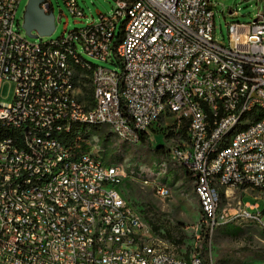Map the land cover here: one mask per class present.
I'll list each match as a JSON object with an SVG mask.
<instances>
[{
    "label": "built area",
    "instance_id": "2783aa9c",
    "mask_svg": "<svg viewBox=\"0 0 264 264\" xmlns=\"http://www.w3.org/2000/svg\"><path fill=\"white\" fill-rule=\"evenodd\" d=\"M115 1L98 23L58 38L65 51L55 52L50 41L29 44L16 21L20 0H0V124L20 132V139L0 140V258L17 264H185L184 255L166 254L168 244L144 217L135 222L134 204L125 202L121 187L110 185V178H127L117 167L78 157L82 166L73 163L72 171L34 183L36 174L74 148L59 138L45 141L48 129L60 130L61 120L78 128L79 119L107 121L109 129L139 144L168 115L160 104V95H168L177 124L186 126V137L171 142L169 156L196 182L207 231L230 220V209L215 203L207 186L212 169H220L216 177L227 183L228 195L235 188L264 190V122L233 144H219L225 124L238 120L241 109L264 107V13L251 22H230L224 44L214 34L212 0ZM64 2L74 16H85L78 0ZM41 7L49 14L52 4L43 0ZM67 48L121 67L94 63L96 102L80 98L81 72ZM36 70H44L45 80H36ZM6 84L15 85L12 102L1 100ZM225 108H233V115L224 116ZM28 123H42L43 131L29 132ZM215 146H223L222 157H210ZM43 190L57 193L61 213L44 208L38 199ZM16 191L37 193V209H24V201L11 207ZM237 212L264 226L259 200L239 202ZM97 213L109 215L110 225L100 226ZM51 215L61 216V228L53 227ZM109 232L129 235L136 251L109 246ZM139 234L150 235L149 245H140ZM152 243H160V250H152ZM194 256L197 264H210L201 252Z\"/></svg>",
    "mask_w": 264,
    "mask_h": 264
},
{
    "label": "rangeland",
    "instance_id": "374dc122",
    "mask_svg": "<svg viewBox=\"0 0 264 264\" xmlns=\"http://www.w3.org/2000/svg\"><path fill=\"white\" fill-rule=\"evenodd\" d=\"M29 0H20L16 21L20 29L33 42L56 41L69 31L82 28L100 21L101 14H110L115 7V0H78L85 16H74L64 0H48L52 4L50 13L55 17V29L51 35H40L32 31L31 37L24 28V18L29 16L26 6ZM215 4V37L217 41L229 43V23L232 21L251 22L258 13H264V0H212ZM26 14V15H25ZM37 20L33 18L32 22ZM16 22V28L18 24ZM85 56V55H84ZM90 61L121 71V67L111 62L103 63L85 56ZM80 98L85 102L93 99L91 84L87 78L80 84ZM15 85L6 84L1 100L12 102ZM185 124H177L176 117L168 113L150 135L151 146L130 143L116 137L107 126L90 127L79 134L84 143L80 148L89 149L102 160L110 164H119L126 172V179L121 186L122 193L134 204L142 221L160 227L157 236L169 242L179 254L201 252L205 234L209 228L201 211L199 197L193 181L179 164L158 156L153 151L156 146H163L167 151L173 140L179 142L186 137L182 131ZM186 129V126H185ZM86 133V134H85ZM165 185L171 196L162 199L155 194V185ZM234 192L224 193L222 207L229 208V221L219 224L212 232L209 230V251L205 258L210 264H264V227L256 218H240L237 212L239 202L259 200L260 211H264V191L252 188H235ZM264 221V216H263ZM170 233L172 239L163 236Z\"/></svg>",
    "mask_w": 264,
    "mask_h": 264
},
{
    "label": "bare ground",
    "instance_id": "6f19581e",
    "mask_svg": "<svg viewBox=\"0 0 264 264\" xmlns=\"http://www.w3.org/2000/svg\"><path fill=\"white\" fill-rule=\"evenodd\" d=\"M29 44H36L33 40H29ZM50 51L63 52L65 51V44L62 41L54 40L50 41ZM68 60L71 61L72 65H76L78 71L81 72V81L82 79L87 78L91 84L93 99L90 102H96V97L99 92V84H94V62L87 59L85 56L91 58L88 55L84 56L83 52H79L76 48H67ZM92 59V58H91ZM36 80H45L44 70H36ZM160 104L163 106L164 114L171 113L173 114V106H171V99L168 95H160ZM233 108H225L224 116H232ZM252 120V121H247ZM264 122V107L259 108L258 110H251V108H243L240 110V115L238 120H232L231 124H225L223 130V136H219V144H233V140H239L245 133H251L254 130V123H263ZM82 125L87 128L90 127H101L107 126V121H100L95 119H79V127L77 130V138H80L81 127ZM83 128V127H82ZM73 127H68V120H61V128L58 129H48L45 133V141H52L59 138V144H67V147H74L71 152L68 154L60 155L57 157L56 162L50 164V168L47 172L43 174H36L34 176V183H48L50 180L56 179L59 172L72 171V165L82 166V159L78 157L87 156V163L91 164H100L101 166L117 167L121 173L126 177V172L122 166L119 164H110L102 160L100 157L95 155L92 151H89L84 148H80L82 144L77 145V139H73L71 143L64 141L65 135L72 132ZM116 137L123 139L130 143H136L131 141L130 138H126L122 133H116V129H109ZM29 132H42L43 124L42 123H28ZM84 133V132H83ZM86 134V133H85ZM20 139V132H17L16 128H8V125L0 124V140L8 139ZM88 154V155H87ZM223 154V146H215L210 150V157L220 158ZM178 164V163H177ZM220 176V169H212V175H208L207 186L209 187L210 192H214V202L217 204H222V198L224 193H228V185L225 183ZM195 191L200 200V193H198L196 188V182L193 181ZM123 184V179L121 177L110 178V185H115V187H121ZM155 194L162 198L167 199L171 196L170 189L165 185H155L154 186ZM262 190V189H259ZM264 191V190H263ZM38 199L44 200V208L52 209L53 213H61V203L57 200V193L52 192L51 190H43L38 192ZM37 193H27L26 191H16L15 199H11V207H18V201H24V209H37ZM125 202H130L125 197ZM133 214L135 222H143L140 214L133 205ZM256 218V217H248ZM259 220V219H258ZM260 221V220H259ZM51 222L54 228H61V216L60 215H51ZM97 222L100 226L110 225L109 215L104 213H97ZM224 223V222H223ZM263 226L262 222L260 221ZM221 224V223H220ZM84 225H91V218H84ZM219 225H216L217 227ZM264 227V226H263ZM159 237V236H157ZM109 246H116L122 248V251H136V244L129 243V235H120L118 232H109L108 233ZM140 245H149L150 235L148 234H139ZM166 245V254L177 253L171 246L169 242L165 240ZM152 250H160V243H152ZM184 263L185 264H197L194 253H185L184 254ZM0 264H17L16 261H8V258H0Z\"/></svg>",
    "mask_w": 264,
    "mask_h": 264
},
{
    "label": "water",
    "instance_id": "95a60500",
    "mask_svg": "<svg viewBox=\"0 0 264 264\" xmlns=\"http://www.w3.org/2000/svg\"><path fill=\"white\" fill-rule=\"evenodd\" d=\"M43 0H29L26 6V11L29 16L24 18V28L26 33L31 37H36L32 34L34 29L38 30L40 35H51L55 29V17L53 13H45L41 7ZM37 20L32 22L33 18Z\"/></svg>",
    "mask_w": 264,
    "mask_h": 264
},
{
    "label": "trees",
    "instance_id": "16d2710c",
    "mask_svg": "<svg viewBox=\"0 0 264 264\" xmlns=\"http://www.w3.org/2000/svg\"><path fill=\"white\" fill-rule=\"evenodd\" d=\"M91 94H92V90H91ZM82 127H83V128H82ZM82 127H81V130L83 129L82 131L84 132L85 129H86V126H85V125H82ZM77 130H78V126H77V125H74V127H73V129H72V132L69 133V134H67V135H65V137H64V141L66 140L65 142H67V143H71V142L73 141V139H74L75 137H77ZM185 130H186V129H185V126H184V128H182V131L185 132ZM140 143L143 144V145L151 146V139H150V136L147 135V134H143ZM153 151L155 152L156 155H158V156H162V157H165L166 160L174 162V161L170 158V156H169V150L166 151V150L163 148V146H156V147L153 148ZM182 169H183V168H182ZM183 170H184V172L188 175V177L192 180V177H191V175L188 173V171L185 170V169H183ZM200 206H201V205H200ZM201 211L203 212L202 208H201ZM154 229H155L156 231H160V227H159L158 225H154ZM163 236H166V237L172 239V235H171L170 233H168V232L165 233V234H163ZM208 240H209V231L206 232V234H205V241H204V243L201 245V255H202L203 257H205V254L209 251Z\"/></svg>",
    "mask_w": 264,
    "mask_h": 264
},
{
    "label": "crops",
    "instance_id": "0c3cea01",
    "mask_svg": "<svg viewBox=\"0 0 264 264\" xmlns=\"http://www.w3.org/2000/svg\"><path fill=\"white\" fill-rule=\"evenodd\" d=\"M157 232V231H156ZM158 233H160L159 231H158ZM160 234H162V233H160Z\"/></svg>",
    "mask_w": 264,
    "mask_h": 264
}]
</instances>
